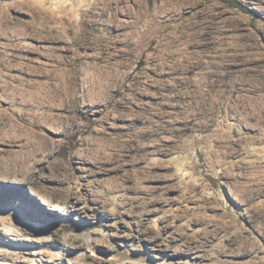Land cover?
Returning <instances> with one entry per match:
<instances>
[{"label": "rangeland", "instance_id": "obj_1", "mask_svg": "<svg viewBox=\"0 0 264 264\" xmlns=\"http://www.w3.org/2000/svg\"><path fill=\"white\" fill-rule=\"evenodd\" d=\"M235 1L242 8L223 0H88L78 8L86 10L83 26L52 0H0V44L22 45L2 48L13 55L12 69L0 66L3 83L49 79L41 106H88L84 122L114 124L106 133L122 142L121 132L146 122L160 125L163 138L160 154L150 141L110 176L96 175L94 157L74 153L69 183L58 181L65 154L33 177L0 181V264L264 261V234L251 221L264 191L246 194L264 189V106L250 100L259 92L241 85L264 82V0ZM111 11L112 27L103 21ZM64 72L78 94L73 105L53 90ZM14 91L0 93V106H38L28 91ZM199 212L242 214L238 225L262 250L234 255L238 243L212 233L219 221Z\"/></svg>", "mask_w": 264, "mask_h": 264}, {"label": "bare ground", "instance_id": "obj_2", "mask_svg": "<svg viewBox=\"0 0 264 264\" xmlns=\"http://www.w3.org/2000/svg\"><path fill=\"white\" fill-rule=\"evenodd\" d=\"M87 1L52 0V3L57 7V12L65 10L68 19H72V16L79 17L77 24L84 26L86 24L84 20L86 10L84 9L82 12H79L78 8ZM109 8L108 6L107 9ZM104 15L106 14L102 11L101 13H93L90 16L96 18V16ZM115 17V13L111 11L103 21L108 22V26L111 25L112 27L116 22ZM94 18L91 19L90 25L97 28L98 22ZM9 47L12 50H18L22 45L14 42L9 44V46L0 44V66L10 70L13 67V64H11L13 55H7L2 51ZM63 74L62 79L54 86L53 90L63 96L64 103L73 105L78 101V94L70 82V77L65 75V72ZM51 84L52 81L49 79L41 83L32 79H26L23 82L13 84L9 82L3 83L2 78H0L1 94H5L6 89L16 91L26 90L32 95L34 103L38 105L0 106V181H8L18 175H23L26 178L33 177L36 174L34 171L37 167L44 169L45 162L59 154H65L67 157L58 159L57 161L61 171L58 181L69 183L76 176V168L78 167V161L75 159L74 153L81 154L87 159L90 156L94 157L96 159L95 173L98 176H110L116 173L120 167L124 168L127 166L132 157V151H136V154L133 156V158H136L138 152L147 148L150 141L154 142L152 152L156 154L161 153L163 138L160 125L155 127L151 122H146L135 133L122 134L121 132V136L125 137L122 142L119 140V135L112 137V133H106L108 128L118 129L114 124L106 127L100 123L93 127L90 122H84L83 116L87 115L89 110H92L88 106H41L49 100L47 90L50 89L48 86ZM241 85L248 92H259L257 93L258 95L256 94L257 96L251 97L250 95L251 99H249L256 100V103L264 106V82L259 85L249 82H243L242 84L241 82ZM11 99L13 102L16 98L12 96ZM48 131H53L55 136L49 135ZM79 134L80 138L75 139V136ZM151 136H153L152 139ZM78 142L84 144L83 148L72 151V147L78 144ZM253 150L255 152V148ZM161 165V160L156 158L155 168H159ZM180 166L178 170H181ZM40 177L46 180V176ZM61 190L66 192L68 197H72L75 194L67 186L62 187ZM194 191L196 190L191 189V192ZM261 191H264V189H248L246 194L250 196L259 194ZM188 192L190 191H186L185 193ZM192 194L188 198L193 200L196 193ZM208 197H212V195ZM206 202L211 210H216V203L214 201L212 203L207 199ZM191 214L197 215V213L193 214L192 212ZM251 215V221L257 225L259 233L264 234V204L255 205ZM239 216L243 217L242 214H239L237 217L221 215V217L216 218L215 214L204 215V212H199V217L201 218H216L213 220L219 221V226H215L212 233L223 231L227 236L225 239L227 244L233 245L234 243H238V247L234 250V255L245 256L255 250H262L260 246H255L250 241L251 237L249 233L238 225ZM254 264H264V261H256Z\"/></svg>", "mask_w": 264, "mask_h": 264}, {"label": "trees", "instance_id": "obj_3", "mask_svg": "<svg viewBox=\"0 0 264 264\" xmlns=\"http://www.w3.org/2000/svg\"><path fill=\"white\" fill-rule=\"evenodd\" d=\"M223 1L229 3L232 6H236V7L242 8V6L240 4H238L235 0H223Z\"/></svg>", "mask_w": 264, "mask_h": 264}]
</instances>
